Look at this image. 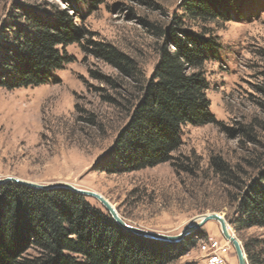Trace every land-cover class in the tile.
<instances>
[{"label": "rangeland", "instance_id": "374dc122", "mask_svg": "<svg viewBox=\"0 0 264 264\" xmlns=\"http://www.w3.org/2000/svg\"><path fill=\"white\" fill-rule=\"evenodd\" d=\"M180 2L0 0V41L9 42L24 29L28 15L52 18L66 11L73 24L85 29V38L126 53L137 75L148 78L163 40L154 28L179 14ZM231 13L228 22L206 24L219 44L216 57L203 66L209 83L206 97L217 123L183 125L182 144L174 153L193 161L192 171L170 162L120 174L97 170V160L127 121L129 95L123 87L133 91L134 81L98 58L84 39L65 47L71 61L54 72L56 83L0 87V178L66 182L96 191L128 224L166 235H177L194 217L215 212L241 242L251 238L257 250L264 248V228L233 229L235 191L226 183L248 182L264 165V0H244ZM189 236L197 238L196 245L170 264H206L199 245L210 239L226 241L216 221ZM229 246V264H237Z\"/></svg>", "mask_w": 264, "mask_h": 264}, {"label": "trees", "instance_id": "16d2710c", "mask_svg": "<svg viewBox=\"0 0 264 264\" xmlns=\"http://www.w3.org/2000/svg\"><path fill=\"white\" fill-rule=\"evenodd\" d=\"M243 1L181 0L180 13L154 28L163 40L148 78L137 75L126 53L85 38V29L73 24L66 11L52 18L28 15L24 29L9 42L0 41V87L56 83L54 72L71 61L65 47L87 39L98 58L134 81L133 91L123 87L129 95L127 121L97 160V170L120 174L170 162L192 171L193 161L174 156L182 144L181 127L217 123L203 66L216 57L219 44L206 24L230 21L232 8ZM104 99L111 101L107 95ZM226 183L235 191L233 229L264 228V165L248 182ZM197 242L188 235L171 243L126 231L104 208L68 189L0 184V264H170ZM242 244L249 264H264V248L257 250L251 238Z\"/></svg>", "mask_w": 264, "mask_h": 264}, {"label": "water", "instance_id": "95a60500", "mask_svg": "<svg viewBox=\"0 0 264 264\" xmlns=\"http://www.w3.org/2000/svg\"><path fill=\"white\" fill-rule=\"evenodd\" d=\"M7 182L23 185V186L30 187L33 189H41V190L64 188L72 192H75L77 194L83 195L87 198H92L98 201L100 205L110 214L112 219L124 230L132 232L136 235H140L143 237H147V238H151V239H155L159 241H165V242H171V243L179 242L185 236L193 233L195 230H197L199 227L204 225L206 222L216 221L219 224L221 235L224 237L226 241L229 242V244L232 246L234 250L237 264H249L242 242L232 231H230L225 218L218 213L210 212V213H205V214L196 216L193 219H191L184 226L181 232L178 233L177 235H166V234H161L157 232L143 230L141 228L128 224L119 215L115 206H113V204H111L109 200H107L103 195H101L100 193L96 191L78 188L66 182L41 184V183H36V182L20 179L17 177H12V176L0 178V184H4Z\"/></svg>", "mask_w": 264, "mask_h": 264}, {"label": "built area", "instance_id": "2783aa9c", "mask_svg": "<svg viewBox=\"0 0 264 264\" xmlns=\"http://www.w3.org/2000/svg\"><path fill=\"white\" fill-rule=\"evenodd\" d=\"M199 248L205 256L206 264H229L227 255L230 246L227 241L210 239L202 242Z\"/></svg>", "mask_w": 264, "mask_h": 264}, {"label": "bare ground", "instance_id": "6f19581e", "mask_svg": "<svg viewBox=\"0 0 264 264\" xmlns=\"http://www.w3.org/2000/svg\"><path fill=\"white\" fill-rule=\"evenodd\" d=\"M228 242V241H227ZM229 243V242H228Z\"/></svg>", "mask_w": 264, "mask_h": 264}]
</instances>
